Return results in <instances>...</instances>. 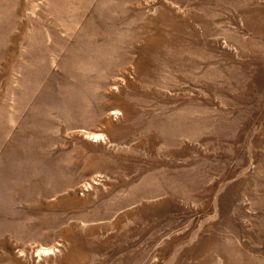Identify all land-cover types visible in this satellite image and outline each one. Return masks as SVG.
I'll list each match as a JSON object with an SVG mask.
<instances>
[{
    "label": "rangeland",
    "instance_id": "1",
    "mask_svg": "<svg viewBox=\"0 0 264 264\" xmlns=\"http://www.w3.org/2000/svg\"><path fill=\"white\" fill-rule=\"evenodd\" d=\"M0 264H264V0H0Z\"/></svg>",
    "mask_w": 264,
    "mask_h": 264
},
{
    "label": "crops",
    "instance_id": "2",
    "mask_svg": "<svg viewBox=\"0 0 264 264\" xmlns=\"http://www.w3.org/2000/svg\"><path fill=\"white\" fill-rule=\"evenodd\" d=\"M147 11H148V9H147Z\"/></svg>",
    "mask_w": 264,
    "mask_h": 264
}]
</instances>
